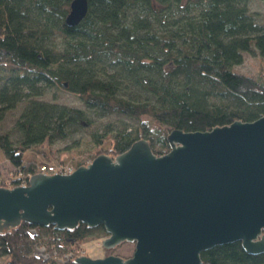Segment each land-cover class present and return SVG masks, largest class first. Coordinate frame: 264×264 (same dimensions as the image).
<instances>
[{
	"label": "trees",
	"instance_id": "trees-1",
	"mask_svg": "<svg viewBox=\"0 0 264 264\" xmlns=\"http://www.w3.org/2000/svg\"><path fill=\"white\" fill-rule=\"evenodd\" d=\"M72 1L0 0V121L22 105L10 132L0 133V161L27 170L58 163L54 142L94 117L124 116L141 122L143 134L125 122L91 131L90 161L119 155L141 138L163 155L171 130L208 131L264 116V72L254 78L234 70L252 53L264 69V18L250 12L249 0H87L85 17L68 26ZM56 88L85 109L45 100ZM34 148L41 160H24ZM105 236L102 226L60 231L22 222L0 234V264H75L81 244ZM200 258L264 264V253L248 254L240 242Z\"/></svg>",
	"mask_w": 264,
	"mask_h": 264
},
{
	"label": "water",
	"instance_id": "water-1",
	"mask_svg": "<svg viewBox=\"0 0 264 264\" xmlns=\"http://www.w3.org/2000/svg\"><path fill=\"white\" fill-rule=\"evenodd\" d=\"M86 12L87 0H73L65 23L76 26ZM166 140L163 155L141 138L69 175L36 173L27 186H0V234L22 222L60 231L83 223L103 227L104 250L134 245L127 258L77 256L75 264H201V252L233 242L264 253V116L171 130Z\"/></svg>",
	"mask_w": 264,
	"mask_h": 264
},
{
	"label": "rangeland",
	"instance_id": "rangeland-1",
	"mask_svg": "<svg viewBox=\"0 0 264 264\" xmlns=\"http://www.w3.org/2000/svg\"><path fill=\"white\" fill-rule=\"evenodd\" d=\"M249 10L253 13H258L259 17L264 18V0H249ZM234 70L254 78H259L264 72L263 65L260 57L255 53L247 54L244 56V60L240 65L234 66ZM47 101H53L56 103L72 106L76 108L85 109L83 103L72 93L59 88L52 89L48 94L44 96ZM22 105H18L15 109L7 112L5 118L0 121V133L10 132L15 119L18 117ZM94 122L91 126H85L77 132L70 135L66 140L55 141L50 149L55 151V157L57 162L70 163L73 166L78 165L80 162L90 161L89 157L85 156L88 152L93 150V143L90 140L89 133L96 129H101L107 123L121 124L127 123L130 127L136 128L139 135L143 134L141 122L125 118L121 115H111L107 117H94ZM109 147L108 141H103L100 145L101 150L105 151ZM46 150V148H45ZM36 152V153H35ZM35 155V157L41 160L40 149L28 150L24 155V160L28 157ZM10 165L7 161H0V172L6 173L10 169ZM1 175V174H0ZM106 237V236H105ZM90 239L79 246L78 254L80 256H87L93 259L103 258L106 255H117L123 258L131 256L134 245L132 243L124 242L112 250H104L101 246L102 240L105 238ZM55 264H62L57 262Z\"/></svg>",
	"mask_w": 264,
	"mask_h": 264
},
{
	"label": "built area",
	"instance_id": "built-area-1",
	"mask_svg": "<svg viewBox=\"0 0 264 264\" xmlns=\"http://www.w3.org/2000/svg\"><path fill=\"white\" fill-rule=\"evenodd\" d=\"M90 161L83 162L82 165L88 164ZM10 165V164H9ZM10 169L6 171V173L0 172V186H5L8 188L14 186H27L29 178L36 173L45 174V175H69L71 174L76 166L71 165L66 162H58V163H41L37 164L33 167L32 170L27 169H18L10 165ZM77 256H80L78 254ZM76 256V257H77Z\"/></svg>",
	"mask_w": 264,
	"mask_h": 264
},
{
	"label": "crops",
	"instance_id": "crops-1",
	"mask_svg": "<svg viewBox=\"0 0 264 264\" xmlns=\"http://www.w3.org/2000/svg\"><path fill=\"white\" fill-rule=\"evenodd\" d=\"M3 261H4V258H1V259H0V262H3Z\"/></svg>",
	"mask_w": 264,
	"mask_h": 264
}]
</instances>
